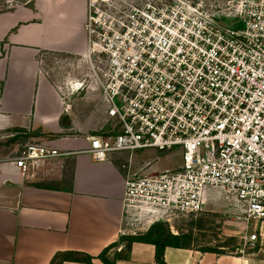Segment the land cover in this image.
<instances>
[{
	"label": "built area",
	"instance_id": "1",
	"mask_svg": "<svg viewBox=\"0 0 264 264\" xmlns=\"http://www.w3.org/2000/svg\"><path fill=\"white\" fill-rule=\"evenodd\" d=\"M87 29L88 69L66 87L100 95L108 127L85 151L105 161L180 148L183 158L130 174L127 207L195 211L214 187L247 223L264 220V0H89ZM68 153L34 139L10 162L26 174ZM256 240L245 234L239 252Z\"/></svg>",
	"mask_w": 264,
	"mask_h": 264
},
{
	"label": "crops",
	"instance_id": "2",
	"mask_svg": "<svg viewBox=\"0 0 264 264\" xmlns=\"http://www.w3.org/2000/svg\"><path fill=\"white\" fill-rule=\"evenodd\" d=\"M88 16L89 0H0V264H52L66 251L90 254L93 264H103L96 256L119 241L109 252L113 257L123 249L116 264H159L154 244L134 241L126 251L121 240L126 179L133 173L128 152L97 161L85 151L104 121L89 111L84 118L88 129L82 128L67 95L70 73L63 86L44 67L50 52L87 54ZM83 90L95 97L88 87ZM33 139L50 141L69 153L23 174L10 160ZM221 197L214 187L203 195L207 203L221 201L226 209L239 211ZM242 222V239L257 234L244 252L168 246L165 264H264V220Z\"/></svg>",
	"mask_w": 264,
	"mask_h": 264
},
{
	"label": "rangeland",
	"instance_id": "3",
	"mask_svg": "<svg viewBox=\"0 0 264 264\" xmlns=\"http://www.w3.org/2000/svg\"><path fill=\"white\" fill-rule=\"evenodd\" d=\"M44 67L62 85L65 84L68 73L72 77H82L88 69L84 57H68L51 52L45 54ZM67 95L72 97V112L77 114L76 118H79L82 128L88 129L89 121H85L84 118L89 111H96L95 115L101 117L105 124L104 106L101 104L100 95L95 94L91 99L86 90L70 91ZM127 157L131 170L144 174L177 169L183 162L180 148L168 152L154 148L128 151ZM214 189L218 195H222L223 200L228 198L229 202H234L223 189ZM159 207L161 209L156 212L150 207H127L123 221V236L145 233L157 223L163 225L167 232L190 235L187 239L190 246L202 252H206V248H211L219 252L240 253L238 249L244 247L242 235L245 232V225L242 221H245V215H239L240 211L237 213L226 209L221 201L212 204L204 201L203 207L195 211L184 210L178 203Z\"/></svg>",
	"mask_w": 264,
	"mask_h": 264
},
{
	"label": "trees",
	"instance_id": "4",
	"mask_svg": "<svg viewBox=\"0 0 264 264\" xmlns=\"http://www.w3.org/2000/svg\"><path fill=\"white\" fill-rule=\"evenodd\" d=\"M189 237L190 235L187 234H174L171 232H167L163 225L154 223L145 233H141L139 235L123 236L121 240L126 241L125 242L126 251H129L131 249V245L134 241L154 244L156 247L157 262L159 264H165L166 263L164 258L165 249L168 246L190 248L192 246H190L189 242L187 241ZM119 242H114L108 247L104 248L101 251V253L96 257L101 259L103 264H116V261L122 258L123 249L119 251L117 250L114 253L113 257L109 256V252L112 248L117 247L119 245ZM205 251L225 253L221 251L219 252L211 248L208 249L206 248ZM93 258L95 257L83 252L66 251V252L58 253L54 257L52 264H63L64 261H76V262H84L86 264H93ZM56 260H58L57 263Z\"/></svg>",
	"mask_w": 264,
	"mask_h": 264
}]
</instances>
